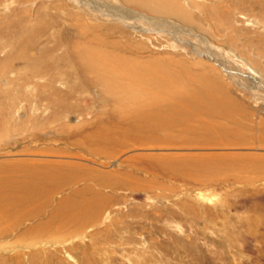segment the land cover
Wrapping results in <instances>:
<instances>
[{
	"label": "rangeland",
	"instance_id": "374dc122",
	"mask_svg": "<svg viewBox=\"0 0 264 264\" xmlns=\"http://www.w3.org/2000/svg\"><path fill=\"white\" fill-rule=\"evenodd\" d=\"M0 264H264V0H0Z\"/></svg>",
	"mask_w": 264,
	"mask_h": 264
}]
</instances>
